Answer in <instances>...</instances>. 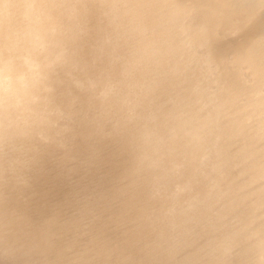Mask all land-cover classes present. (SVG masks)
<instances>
[{
    "label": "bare ground",
    "instance_id": "obj_1",
    "mask_svg": "<svg viewBox=\"0 0 264 264\" xmlns=\"http://www.w3.org/2000/svg\"><path fill=\"white\" fill-rule=\"evenodd\" d=\"M215 46L240 60L217 59ZM21 71L30 79L63 72L70 89L87 95L110 163L121 165L109 167L114 177H131L147 159L189 167L197 189L178 218L201 211V222L223 224L210 255H220L219 264H251L248 243L240 250L232 238L226 243V214L264 203V0H0V124L7 92L23 97L44 87ZM17 139L14 160L29 164L36 154ZM126 217L120 227L142 250L135 256L150 258L154 244L132 237ZM56 218L44 216L43 240ZM255 246V264H264V240Z\"/></svg>",
    "mask_w": 264,
    "mask_h": 264
},
{
    "label": "water",
    "instance_id": "obj_2",
    "mask_svg": "<svg viewBox=\"0 0 264 264\" xmlns=\"http://www.w3.org/2000/svg\"><path fill=\"white\" fill-rule=\"evenodd\" d=\"M50 48L41 61L49 62ZM213 51L217 59L240 60L230 50L220 53L215 46ZM19 73L44 87L23 97L17 92L5 95L0 127L8 144L0 146V264H219L220 255L210 251L223 238V224L208 223V218L201 222V211L178 218V210H185V201L197 189L189 167L180 162L176 169L172 161L147 159L131 177H114L109 172L110 148L98 138L87 95L70 89L62 81L63 72L31 79ZM56 78L59 89L44 81ZM18 137L25 139V150L36 154L29 164L18 159L24 170L14 160ZM262 198L259 205L244 203L226 214V243L232 238L238 250L248 243L251 264L257 262L255 245L264 240ZM49 213L57 220L49 225L51 236L43 240L39 227ZM127 213L132 237L154 244L150 258L135 256L140 246L131 247L120 227ZM51 239L55 249L48 250L45 244Z\"/></svg>",
    "mask_w": 264,
    "mask_h": 264
}]
</instances>
